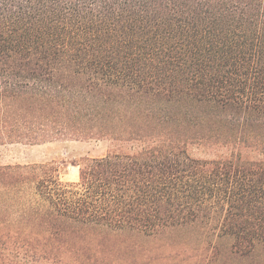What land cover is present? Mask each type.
<instances>
[{"label": "trees", "instance_id": "obj_1", "mask_svg": "<svg viewBox=\"0 0 264 264\" xmlns=\"http://www.w3.org/2000/svg\"><path fill=\"white\" fill-rule=\"evenodd\" d=\"M63 140L133 152L81 159L78 182L54 167H0V189L31 182L43 198L25 205L43 226L27 234L34 251L15 257L60 261L73 249L86 262L88 231L190 226L253 256L264 163L189 148H264V0H0V145Z\"/></svg>", "mask_w": 264, "mask_h": 264}, {"label": "rangeland", "instance_id": "obj_2", "mask_svg": "<svg viewBox=\"0 0 264 264\" xmlns=\"http://www.w3.org/2000/svg\"><path fill=\"white\" fill-rule=\"evenodd\" d=\"M120 149L133 152L132 144L119 145L102 140H63L38 145L5 144L0 145V167L20 166L24 173H33L30 168L35 166L54 167L59 171L56 174L61 181L78 182V163L81 159L103 158ZM189 153L196 159L214 160L234 155L241 162L264 163V148L251 145V142L234 146L223 143L212 146L193 145ZM42 199L31 182L1 187L0 264H264L263 247H259L251 257L239 258L231 253V239L219 237V233L200 226L168 230L155 237L132 232L88 231L85 242L89 243L84 244L88 248L91 246L95 257L86 262L77 259L73 249L67 251V256H63L60 261L50 258H17L12 253H25V250L17 249L25 244V249L32 253L30 243L34 241L27 236L28 232L34 230L40 233L43 229L40 218L33 221L28 217L25 213L28 206L25 205L34 201L43 202ZM7 235L16 236L19 240H10Z\"/></svg>", "mask_w": 264, "mask_h": 264}]
</instances>
